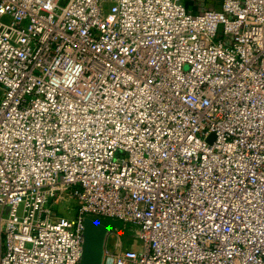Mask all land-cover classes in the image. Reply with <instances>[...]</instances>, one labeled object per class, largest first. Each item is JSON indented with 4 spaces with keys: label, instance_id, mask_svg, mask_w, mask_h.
<instances>
[{
    "label": "built area",
    "instance_id": "2783aa9c",
    "mask_svg": "<svg viewBox=\"0 0 264 264\" xmlns=\"http://www.w3.org/2000/svg\"><path fill=\"white\" fill-rule=\"evenodd\" d=\"M191 4L0 0V264H264V0Z\"/></svg>",
    "mask_w": 264,
    "mask_h": 264
},
{
    "label": "water",
    "instance_id": "95a60500",
    "mask_svg": "<svg viewBox=\"0 0 264 264\" xmlns=\"http://www.w3.org/2000/svg\"><path fill=\"white\" fill-rule=\"evenodd\" d=\"M110 230L98 221L87 219L82 264H105L106 243Z\"/></svg>",
    "mask_w": 264,
    "mask_h": 264
},
{
    "label": "rangeland",
    "instance_id": "374dc122",
    "mask_svg": "<svg viewBox=\"0 0 264 264\" xmlns=\"http://www.w3.org/2000/svg\"><path fill=\"white\" fill-rule=\"evenodd\" d=\"M98 221L101 224L107 226L110 230L107 241L109 249L112 250L117 248L118 246H124L125 248H135L138 250L143 249L142 242L135 236L136 229L132 225L123 223L113 218H102Z\"/></svg>",
    "mask_w": 264,
    "mask_h": 264
},
{
    "label": "crops",
    "instance_id": "0c3cea01",
    "mask_svg": "<svg viewBox=\"0 0 264 264\" xmlns=\"http://www.w3.org/2000/svg\"><path fill=\"white\" fill-rule=\"evenodd\" d=\"M192 0H186V4L191 6ZM222 0H209V4L215 8H220ZM192 7V6H191Z\"/></svg>",
    "mask_w": 264,
    "mask_h": 264
}]
</instances>
